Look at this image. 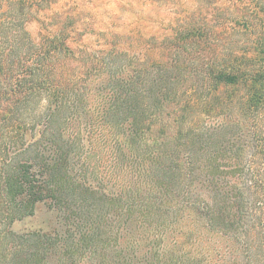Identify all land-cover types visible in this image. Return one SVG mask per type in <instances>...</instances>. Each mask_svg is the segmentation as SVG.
I'll list each match as a JSON object with an SVG mask.
<instances>
[{
    "label": "trees",
    "instance_id": "16d2710c",
    "mask_svg": "<svg viewBox=\"0 0 264 264\" xmlns=\"http://www.w3.org/2000/svg\"><path fill=\"white\" fill-rule=\"evenodd\" d=\"M110 1L0 0V264H264V0Z\"/></svg>",
    "mask_w": 264,
    "mask_h": 264
},
{
    "label": "rangeland",
    "instance_id": "374dc122",
    "mask_svg": "<svg viewBox=\"0 0 264 264\" xmlns=\"http://www.w3.org/2000/svg\"><path fill=\"white\" fill-rule=\"evenodd\" d=\"M77 1L82 2V0ZM110 2L111 10L109 15H114L119 12L117 8L121 3L119 0H111ZM120 17L124 21H128L133 15L126 10L121 13ZM33 29L34 24L31 25V30ZM44 105L45 101L43 97L38 95L29 103L9 105V107L11 106V112L6 115V119L2 118L1 114H3V111L0 109V244H3L4 248L11 247V245H14L12 242L16 241L10 237L8 230L22 234L26 230H50L56 225L55 213L42 203L36 205L32 214L22 215L20 218L18 217L10 221V208L8 205L4 204L2 196L5 171L14 165L18 159L22 158L21 152L23 148L20 139V133L22 134L21 130L26 128L27 130L30 129L32 123L30 124L29 122V124H27V122L32 119V117H36L35 121L39 122ZM25 137H27V135ZM4 254L6 253H3V255Z\"/></svg>",
    "mask_w": 264,
    "mask_h": 264
}]
</instances>
